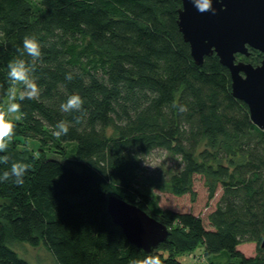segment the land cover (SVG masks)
<instances>
[{
  "label": "trees",
  "instance_id": "trees-1",
  "mask_svg": "<svg viewBox=\"0 0 264 264\" xmlns=\"http://www.w3.org/2000/svg\"><path fill=\"white\" fill-rule=\"evenodd\" d=\"M181 7L182 0H0V107L10 96L14 56L25 59L41 88L38 100L20 101L18 84L21 111L9 119L13 145L33 139L37 154L19 157L12 143L0 152V264H30L17 244L43 246L54 264L143 259L149 254L107 213L110 196L169 228L153 252L161 264H188L184 255L199 248L206 258L226 250L225 264H264V130L234 97L216 54L194 62L177 23ZM28 34L42 44L39 60L21 55ZM238 57L254 66L262 60L253 49ZM72 94L84 99L83 110L60 112ZM59 121L70 131L57 138ZM157 151L177 161L165 180L173 195L195 197L196 177L209 201L221 190L208 225L191 212L158 207L141 176ZM17 163L28 166L23 185L11 173ZM244 243L258 252L246 256Z\"/></svg>",
  "mask_w": 264,
  "mask_h": 264
},
{
  "label": "water",
  "instance_id": "water-1",
  "mask_svg": "<svg viewBox=\"0 0 264 264\" xmlns=\"http://www.w3.org/2000/svg\"><path fill=\"white\" fill-rule=\"evenodd\" d=\"M213 7L215 15L200 13L191 0H182L179 30L197 65H202L207 56H218L230 72L234 97L247 104L251 120L264 130V0H213ZM250 49L261 52L260 64L238 59V55L248 57ZM107 213L127 240L147 254L169 237L167 226L116 196L108 198Z\"/></svg>",
  "mask_w": 264,
  "mask_h": 264
},
{
  "label": "rangeland",
  "instance_id": "rangeland-1",
  "mask_svg": "<svg viewBox=\"0 0 264 264\" xmlns=\"http://www.w3.org/2000/svg\"><path fill=\"white\" fill-rule=\"evenodd\" d=\"M11 102L13 101L11 97L8 96L6 102L1 105L0 109L7 111V105ZM6 118L17 119V113L8 114ZM23 140L24 141L13 145V143H17V141L10 137L6 140V143H8V145L12 143L11 151L19 157L29 152L37 154L39 142L33 139ZM177 166V161L172 156L163 151L154 152L143 161L141 175L142 183L149 188L159 208L171 209L178 212H191L202 217L205 225H208L207 214L215 208L221 190L219 189L215 197L209 201L207 188L204 185L203 179L201 177H196L193 185L196 194L195 197L189 194L183 196L173 195L166 190L165 180L167 178V173L177 168ZM153 183L156 185H152ZM15 248L18 255L30 264H54V260L50 253L41 245L33 247L29 244H17ZM239 250L246 256H252L258 252L257 245L254 243L241 244ZM186 254L183 258L188 264H211V262L212 264H225L230 259L226 250L216 254H210L207 258L203 256L201 248L197 249L195 252L192 251Z\"/></svg>",
  "mask_w": 264,
  "mask_h": 264
},
{
  "label": "clouds",
  "instance_id": "clouds-1",
  "mask_svg": "<svg viewBox=\"0 0 264 264\" xmlns=\"http://www.w3.org/2000/svg\"><path fill=\"white\" fill-rule=\"evenodd\" d=\"M193 6L200 13L210 12L213 15L216 14V9L213 7V0H191ZM42 44L35 35H25L22 40L21 55L26 58L36 61L42 57ZM7 78L11 83V87L8 89L13 102L7 105V111L0 109V152H4L7 149L6 140L13 135L14 124L6 117L8 114H15L21 111V103L16 102V86L22 85L23 88L19 94L20 101L25 100H38L41 95V88L38 81L30 78L25 59H19L15 56L11 58L7 64ZM73 77L71 73L66 74L65 79L71 80ZM84 99L78 94L70 95L66 101L61 102L59 105L60 112H69L73 109L81 111L83 110ZM175 106V105H174ZM185 107H181L180 111H185ZM79 123V121H78ZM59 131H53V135L57 138L66 136L70 129L65 121H59L55 125ZM6 159V158H5ZM27 164H13L11 173L17 177L15 183L17 185H23L24 174L27 171ZM9 173H4V179H8ZM133 264H161V259L158 254L152 253L138 259Z\"/></svg>",
  "mask_w": 264,
  "mask_h": 264
},
{
  "label": "flooded vegetation",
  "instance_id": "flooded-vegetation-1",
  "mask_svg": "<svg viewBox=\"0 0 264 264\" xmlns=\"http://www.w3.org/2000/svg\"><path fill=\"white\" fill-rule=\"evenodd\" d=\"M238 56H239V55H238ZM238 56H237V57H238ZM238 59H239V57H238ZM239 60H240V59H239Z\"/></svg>",
  "mask_w": 264,
  "mask_h": 264
}]
</instances>
